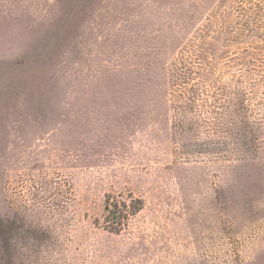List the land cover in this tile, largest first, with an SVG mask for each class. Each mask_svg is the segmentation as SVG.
<instances>
[{"label": "rangeland", "instance_id": "rangeland-1", "mask_svg": "<svg viewBox=\"0 0 264 264\" xmlns=\"http://www.w3.org/2000/svg\"><path fill=\"white\" fill-rule=\"evenodd\" d=\"M0 264H264V0H0Z\"/></svg>", "mask_w": 264, "mask_h": 264}, {"label": "trees", "instance_id": "trees-1", "mask_svg": "<svg viewBox=\"0 0 264 264\" xmlns=\"http://www.w3.org/2000/svg\"><path fill=\"white\" fill-rule=\"evenodd\" d=\"M109 204V200L107 199L104 207L107 213L105 223L107 225L106 230L112 233L122 231L128 222L129 216L135 214L137 209H140L139 202L138 205L134 204L132 206V210L131 207L125 203L115 202L114 204Z\"/></svg>", "mask_w": 264, "mask_h": 264}]
</instances>
